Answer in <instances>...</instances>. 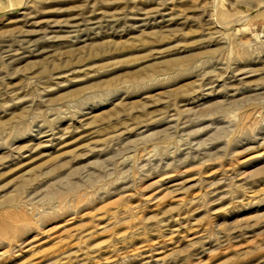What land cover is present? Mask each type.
Here are the masks:
<instances>
[{
    "label": "rangeland",
    "instance_id": "374dc122",
    "mask_svg": "<svg viewBox=\"0 0 264 264\" xmlns=\"http://www.w3.org/2000/svg\"><path fill=\"white\" fill-rule=\"evenodd\" d=\"M0 264H264V0H0Z\"/></svg>",
    "mask_w": 264,
    "mask_h": 264
}]
</instances>
